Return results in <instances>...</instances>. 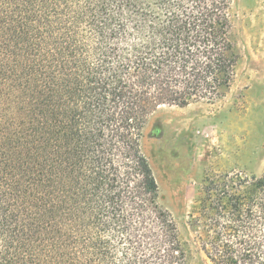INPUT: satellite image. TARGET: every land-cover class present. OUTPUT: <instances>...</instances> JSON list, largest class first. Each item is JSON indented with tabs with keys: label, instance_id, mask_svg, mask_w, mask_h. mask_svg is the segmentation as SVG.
I'll return each mask as SVG.
<instances>
[{
	"label": "trees",
	"instance_id": "1",
	"mask_svg": "<svg viewBox=\"0 0 264 264\" xmlns=\"http://www.w3.org/2000/svg\"><path fill=\"white\" fill-rule=\"evenodd\" d=\"M231 0H0V264H188L142 150L162 106L215 103ZM210 264H264V171L206 176Z\"/></svg>",
	"mask_w": 264,
	"mask_h": 264
},
{
	"label": "rangeland",
	"instance_id": "2",
	"mask_svg": "<svg viewBox=\"0 0 264 264\" xmlns=\"http://www.w3.org/2000/svg\"><path fill=\"white\" fill-rule=\"evenodd\" d=\"M231 1L239 61L230 89L215 103L160 107L142 140L159 204L187 243L188 264H210L189 226L205 177L264 171V0Z\"/></svg>",
	"mask_w": 264,
	"mask_h": 264
}]
</instances>
